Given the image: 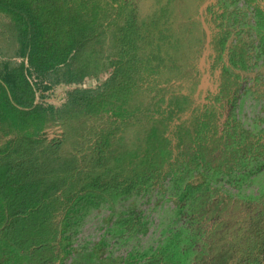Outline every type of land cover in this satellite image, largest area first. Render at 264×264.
Listing matches in <instances>:
<instances>
[{"label": "trees", "instance_id": "trees-1", "mask_svg": "<svg viewBox=\"0 0 264 264\" xmlns=\"http://www.w3.org/2000/svg\"><path fill=\"white\" fill-rule=\"evenodd\" d=\"M91 1L0 0V11L17 21L20 54L30 64L22 61L1 72L4 128L34 136L49 121H66L60 140L20 136L0 152V264L197 263L208 251L215 231L227 223L216 218L212 232L206 228V221L224 211L222 203L228 205L226 197L253 200L264 196V115L247 118L243 113L246 97L241 99L245 93L264 98V39L249 30L245 8L237 6L240 0L227 3L226 13L236 31L226 29L220 45L225 48L232 38L244 39V43L232 46V66L226 65L225 70L240 69L237 80H247V87L241 91L238 82L237 89L228 93L233 121L222 136L215 130L218 142L212 146L206 142L216 120L210 108L195 117L193 128L178 125L176 134L190 156L182 160L173 158L167 132L176 113L191 104V97L179 92L168 98L161 83L149 86L152 94L148 96L143 91L144 83H151L144 73L168 72L170 82L187 68L179 57L186 40L169 21L175 0L156 7L141 22L136 7L129 10L125 0ZM84 9L89 16L81 19L83 12L77 11ZM106 21L98 29L97 24ZM108 32L124 38L128 49L129 59L119 78L97 88L70 90L63 107L37 102V86L49 90L53 85L33 83L32 66L40 76L59 70L78 59L85 38ZM46 34H54V41ZM42 56L46 66L41 65ZM255 69L258 72L251 77ZM84 74H72L66 81L79 84ZM103 113H110V119L92 125L89 139L75 128L76 118ZM126 124L141 126L134 139L120 132ZM80 137L88 139L83 163L68 147ZM253 137L258 138L256 142ZM219 141L225 147L216 158ZM167 163L170 166L162 177L169 176V180L159 184L157 177ZM96 218L99 232L92 238L86 227Z\"/></svg>", "mask_w": 264, "mask_h": 264}, {"label": "rangeland", "instance_id": "rangeland-1", "mask_svg": "<svg viewBox=\"0 0 264 264\" xmlns=\"http://www.w3.org/2000/svg\"><path fill=\"white\" fill-rule=\"evenodd\" d=\"M132 1H134V8L136 7L134 11L142 15L153 12L156 7L169 2V0ZM230 1L233 0H175V7H173L174 10L169 21L178 30L180 36H183L186 40L184 51L180 53L179 57L182 62H187V68L179 75H174L170 82L167 79L168 72L161 75L147 72L143 74L146 80L151 81V83H144L145 96L152 94L149 86L161 83L168 90V98L170 94L179 92L188 94L191 97V104L183 111L176 113L167 132L172 141L173 158L178 157L185 160L190 157L188 150L184 148L179 136L176 134L178 125L184 123L193 128L195 117L202 115L210 108L216 120L213 122L206 142L212 146L218 142L214 137L215 130L218 128L219 137L222 136L228 128V122L232 120V105L228 93H232L237 89L238 82L241 91H244V88L247 87V80H237L236 73L241 72L240 69L232 67L234 72H226L225 70L226 65L232 66L230 49L235 44L243 45L244 39L232 38L225 48L219 42V38L226 29L231 27L233 32L236 29L235 25L231 26L230 15L228 12L226 13L228 11L227 3H230ZM91 2L90 0L89 3ZM244 3V0H240L237 6L245 8ZM81 10L77 11L79 13L83 12L80 16L81 19L89 16L85 9ZM105 24L107 25V21L103 25L101 23L97 24L98 29L102 30L101 27ZM205 24L210 32L205 28ZM19 32L16 19L11 14L0 11V73L6 67L13 68L22 61H25L28 67L30 66L29 59L20 54L22 43L19 40ZM46 36H48L49 41L55 39L54 34H46ZM209 37L210 40H208ZM44 42L47 41L44 39ZM83 42L85 45H83L82 53H79L78 59L70 65H61L59 70H50L48 74L43 76H40L36 68L32 66L33 73L30 80L33 83L40 82L43 86L45 84L53 85V88L49 90L37 86V102L63 107L68 101L70 90L76 87L97 88L100 84H105L121 76L123 63L129 59L126 52L128 49L124 45V38L118 39L117 34L108 32L100 33L92 39L85 38ZM43 49L46 53V48ZM40 60L41 65L46 66L47 59L42 56ZM70 72L73 75L81 72H85V74L84 77H81L82 80L79 84H71L66 81L67 77L73 76ZM257 72L258 70L255 69L249 75L254 77ZM59 79L60 83H56ZM203 83L205 84L203 85ZM244 97L246 99L243 104V113L247 118L252 120L254 115L260 112L264 115L262 108L264 98L256 99L251 93L243 94L241 99ZM166 105L167 103L164 104V106ZM110 116V113H103L99 117H81L79 120L76 118L74 120L75 128L88 134L92 125L108 121ZM115 118L113 117V119ZM65 122V120L49 121L46 127L37 135L28 136L21 135L19 132H12L8 127L4 128L0 120V152L7 149L20 136L30 137V139L37 138L47 142L60 140L65 133ZM139 127L141 126L122 125L120 132L128 140L134 139ZM80 138L79 140L82 143L78 140V142L68 144V147L69 150L80 155V162L83 163L85 149L87 148V151H89L87 142L90 134H88V139ZM257 139V137H253L252 141L256 142ZM262 140L264 141V138ZM47 142L40 145L38 149L40 151L44 150V147L48 144ZM219 142L220 146L215 151L216 158L222 155V149L225 147V143ZM54 153L59 154L58 151ZM169 166L170 163H167L162 174L158 175L156 181L159 184H166L169 180V176L166 179L162 177ZM124 178L123 176L122 179ZM229 180L234 186L238 185L234 180L230 178ZM226 202L228 205H224L223 202L220 208H224L223 212H219V210L216 217L206 221V228L212 232L216 218L219 221L225 220L227 223L215 231V235L210 238L208 251L202 255L197 263L192 264H264V196L253 200H244L233 195L232 197L227 196ZM205 219L208 220L209 217L206 216ZM86 229L87 234H91L92 238L96 237L99 232L98 219L91 221Z\"/></svg>", "mask_w": 264, "mask_h": 264}, {"label": "flooded vegetation", "instance_id": "flooded-vegetation-1", "mask_svg": "<svg viewBox=\"0 0 264 264\" xmlns=\"http://www.w3.org/2000/svg\"><path fill=\"white\" fill-rule=\"evenodd\" d=\"M244 1H245L244 5L247 16V23L249 24L248 25L249 30L252 31V34L255 37H259V38L262 37L264 39V0H244ZM122 3H124V0L122 1ZM124 6H126V8L130 10L135 6L134 1L125 0ZM151 14L152 12L143 15L136 12V17H138L141 22ZM121 20L123 21L122 24H124L125 17H122Z\"/></svg>", "mask_w": 264, "mask_h": 264}, {"label": "water", "instance_id": "water-1", "mask_svg": "<svg viewBox=\"0 0 264 264\" xmlns=\"http://www.w3.org/2000/svg\"><path fill=\"white\" fill-rule=\"evenodd\" d=\"M205 28L207 29L208 32H210L209 29H208V26H207L206 24H205ZM208 40H210V37L208 38ZM204 84H205V83H203V85H204Z\"/></svg>", "mask_w": 264, "mask_h": 264}, {"label": "crops", "instance_id": "crops-1", "mask_svg": "<svg viewBox=\"0 0 264 264\" xmlns=\"http://www.w3.org/2000/svg\"><path fill=\"white\" fill-rule=\"evenodd\" d=\"M2 75H1V73H0V77H1Z\"/></svg>", "mask_w": 264, "mask_h": 264}]
</instances>
